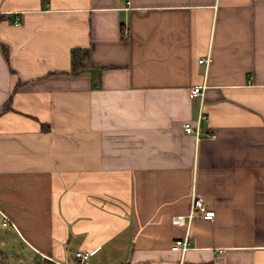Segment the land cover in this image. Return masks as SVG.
<instances>
[{"label": "crops", "instance_id": "1", "mask_svg": "<svg viewBox=\"0 0 264 264\" xmlns=\"http://www.w3.org/2000/svg\"><path fill=\"white\" fill-rule=\"evenodd\" d=\"M79 252L264 264V0H0V264Z\"/></svg>", "mask_w": 264, "mask_h": 264}, {"label": "built area", "instance_id": "2", "mask_svg": "<svg viewBox=\"0 0 264 264\" xmlns=\"http://www.w3.org/2000/svg\"><path fill=\"white\" fill-rule=\"evenodd\" d=\"M200 65L205 66L206 68L209 67V64L211 63L210 58L201 59ZM207 86L204 85L202 87H195L190 90V98L191 99H200L201 100V106L198 118L196 120V126H192L191 124H186L184 126L185 132L189 135H194L197 139L200 135V125L203 121H207L208 117L204 112V98L206 94ZM212 138H216L215 136H212ZM203 219V220H213L215 218V212L207 210L203 200L201 199H193L190 214L186 217H175L173 219V223L178 226H186L190 227L191 224L196 219ZM4 226H8V222L4 224ZM172 250L179 252L184 257L186 253L190 250V240L188 237H186L183 240L176 241L173 246ZM75 258L79 261V264H89L90 256L88 253L79 252L76 253Z\"/></svg>", "mask_w": 264, "mask_h": 264}, {"label": "trees", "instance_id": "3", "mask_svg": "<svg viewBox=\"0 0 264 264\" xmlns=\"http://www.w3.org/2000/svg\"><path fill=\"white\" fill-rule=\"evenodd\" d=\"M84 57H85V54H83V52H81V50H75L73 52V66H74V68H76L77 65L79 63H81V60ZM44 264H57V263L49 261V260H45Z\"/></svg>", "mask_w": 264, "mask_h": 264}]
</instances>
